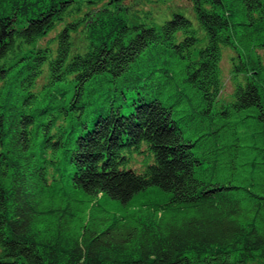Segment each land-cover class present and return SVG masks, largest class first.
<instances>
[{
	"label": "trees",
	"instance_id": "obj_1",
	"mask_svg": "<svg viewBox=\"0 0 264 264\" xmlns=\"http://www.w3.org/2000/svg\"><path fill=\"white\" fill-rule=\"evenodd\" d=\"M190 1L0 0V264H264V0Z\"/></svg>",
	"mask_w": 264,
	"mask_h": 264
},
{
	"label": "rangeland",
	"instance_id": "obj_2",
	"mask_svg": "<svg viewBox=\"0 0 264 264\" xmlns=\"http://www.w3.org/2000/svg\"><path fill=\"white\" fill-rule=\"evenodd\" d=\"M141 5L143 3H147V7L151 8L154 13L157 15V18H160L161 15L166 14L170 9L176 8V7H191V1L190 0H151L149 2L148 0H135V4ZM146 7V6H145ZM170 14V12H169ZM261 54L264 55V50H261ZM235 52L225 48L224 54H223V60H222V73H223V90L221 93V96L219 97V100L215 103V108H222L224 105L229 104L233 99V91H234V82L232 80V59L231 56H234ZM206 131V130H205ZM205 146H210L211 142H204ZM256 264V263H255ZM259 264V263H258Z\"/></svg>",
	"mask_w": 264,
	"mask_h": 264
}]
</instances>
